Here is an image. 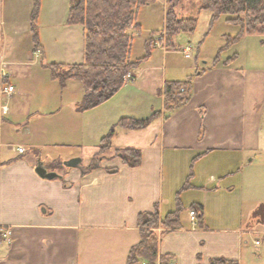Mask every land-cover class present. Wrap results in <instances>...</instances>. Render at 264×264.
Segmentation results:
<instances>
[{"label": "crops", "instance_id": "obj_1", "mask_svg": "<svg viewBox=\"0 0 264 264\" xmlns=\"http://www.w3.org/2000/svg\"><path fill=\"white\" fill-rule=\"evenodd\" d=\"M5 6L0 0V25ZM234 26L222 33L218 49L226 35L239 32ZM173 51L152 44L146 60L133 68L134 80L110 98L114 132L121 117L159 113L143 128L121 126L138 134L127 132L124 142L114 134L106 153L99 152V120L91 121L90 108H75L80 116L71 115L73 125L62 122L52 129L33 119L38 113L33 112L22 131L0 108V264H126L130 248L141 238L138 214L154 206L159 215L175 210L177 197L183 207L180 226L163 233L157 229V264H208L218 257L247 261V240L264 234L252 216L264 203V34L244 35L221 52L217 63L216 53L203 66L196 59L184 76L173 72L176 62L168 71ZM11 64L7 70L13 76ZM186 79L192 81L189 101L167 111L165 82ZM68 133L86 137L76 152L43 151ZM52 134L58 137L50 140ZM13 135L20 137L16 144L10 142ZM118 147L139 148L141 163L125 164L114 152ZM76 156L82 158L78 166L61 170V161ZM98 156L101 162L94 161ZM39 161L59 175L41 176ZM194 203L203 205L202 219L197 213L195 223Z\"/></svg>", "mask_w": 264, "mask_h": 264}, {"label": "rangeland", "instance_id": "obj_2", "mask_svg": "<svg viewBox=\"0 0 264 264\" xmlns=\"http://www.w3.org/2000/svg\"><path fill=\"white\" fill-rule=\"evenodd\" d=\"M5 1L3 17L5 22L0 25V68L7 69L8 62L13 63L11 67L14 68V75L11 76V82L15 86V94L12 95L13 97L0 95V108L3 105H8L9 118L18 123L15 125L20 131H22L28 116L33 112H38L34 114L33 119L44 121L50 129L53 128V125H62V122L66 125H73L77 115L74 113V109L80 110L78 104L86 91L84 84L77 79H68L65 84H62L58 78L52 76L49 66L51 62L69 64L84 60V28L80 23L69 22L71 0H38L35 24L41 43L40 49L34 48L30 32L31 16L36 0ZM195 2L197 3L198 0H181L178 3L180 4L179 14H188ZM165 12L166 0H155L139 7L137 21L140 23V29L133 27L130 29L134 35L132 59L143 56L147 51V40L152 36H158L159 32L165 28ZM226 18L227 15H222L215 22L217 23L216 26L214 25L215 28H212L208 33L210 11L203 9L199 14L195 30L190 33L180 32L175 39L180 45L179 47L190 44L191 57L186 58L179 51L180 48L174 49L175 51L169 53L168 56V71L172 69L173 62H176L178 67L173 72L180 76L184 74L186 67L193 64L196 59L199 66L207 64L204 60H208V63L211 62L214 54H217L222 33L235 27L234 24L226 23ZM156 49L160 50L159 47ZM135 68L137 70V67ZM132 70L133 68L130 71L131 74H133ZM90 109L92 110L87 115L90 116L91 121L96 123L99 120L100 142L103 136L110 133V98ZM73 113L75 117L71 118ZM83 122L87 123L85 120ZM116 129L117 131L113 133H117L119 142H124L128 137L138 134L135 130H123L119 125ZM127 132L131 133L130 136L126 134ZM70 134L59 136L61 140L59 143L56 145L49 143L51 146L43 147V151L55 150L57 155L67 154L73 150L76 152L77 143H81L82 139L85 142L86 137L85 135L82 137V134L79 133L78 135ZM49 136L51 140L57 138L58 134ZM19 138H14L13 135L10 142L16 144ZM71 142L73 143L71 144ZM107 151L110 149H106L100 154ZM89 152L85 150L83 156H88ZM114 152L116 153L115 149ZM100 158L98 156L94 161L101 162L102 158ZM56 162L58 161L56 160ZM61 168H63L61 170H65L67 167ZM260 225L264 226V224ZM256 238H259L262 244L256 243ZM247 242H249L248 249L251 254L244 264H264V234L251 235Z\"/></svg>", "mask_w": 264, "mask_h": 264}, {"label": "trees", "instance_id": "obj_3", "mask_svg": "<svg viewBox=\"0 0 264 264\" xmlns=\"http://www.w3.org/2000/svg\"><path fill=\"white\" fill-rule=\"evenodd\" d=\"M155 0H71L69 22L80 23L84 28V60L76 63L51 62L52 76L62 84L68 79L80 80L86 89L80 110H86L101 104L113 97L126 82L132 68L139 66L151 51L152 37L147 40L146 53L136 59L131 58L134 35L130 32L133 27L140 29L137 21L138 9L141 5ZM181 0H166L165 30L166 46L170 49L180 48L176 36L180 32H193L197 26L199 14L203 9L209 10L210 22L208 33L215 22L227 15L226 20L239 26L235 35H226V42L221 46L214 59L217 63L223 50L238 42L246 34H264V0H198L193 3L191 11L186 15L179 14ZM39 2L36 0L31 16L30 32L35 49L41 48L36 29ZM207 33V34H208ZM231 59V58H230ZM192 94V81L167 80L163 88L164 108L167 111L186 104ZM159 111H154L149 117L136 119L129 116L121 117L118 124L123 127L136 129L147 126ZM114 130L103 136L99 142V152L112 147ZM116 155L132 167L142 161L141 150L137 147L114 148ZM101 161V160H100ZM61 167H66L60 162ZM187 186V180L184 187ZM178 206L175 210L159 215L158 207L153 211H142L138 214L140 240L133 245L128 253L126 264H137L144 259L146 264H157L158 259V228L160 233L180 226V211L182 204L177 197ZM191 209L202 219L203 205L194 203ZM260 224H264V203H260L252 213ZM198 264H203L200 261ZM208 264H240L236 259L225 257L213 258Z\"/></svg>", "mask_w": 264, "mask_h": 264}, {"label": "built area", "instance_id": "obj_4", "mask_svg": "<svg viewBox=\"0 0 264 264\" xmlns=\"http://www.w3.org/2000/svg\"><path fill=\"white\" fill-rule=\"evenodd\" d=\"M153 46H158V45H162L163 47H166V30L165 28L159 32L158 36L153 37ZM190 47L189 46H185L182 48V51L185 53V55L187 57L191 56V52L189 51ZM10 77V73L4 68L1 67L0 68V94L4 95V96H12L15 93V86L14 84L10 81L9 79ZM127 81H132L134 80V76L133 74H131V72L128 73ZM8 105H3L1 107V113H6L8 112ZM18 149L20 151H23L24 148L23 146H19ZM197 220V213L192 214V222L195 223ZM256 243H260L259 239H256L255 241ZM177 264V263H174Z\"/></svg>", "mask_w": 264, "mask_h": 264}, {"label": "water", "instance_id": "obj_5", "mask_svg": "<svg viewBox=\"0 0 264 264\" xmlns=\"http://www.w3.org/2000/svg\"><path fill=\"white\" fill-rule=\"evenodd\" d=\"M82 160V158L80 156H76V157H71L69 159H66L63 161V165L67 166V167H75L78 166L80 164V161ZM36 171L43 177H47V178H53L58 176V172L57 171H49L47 169V167L45 166L43 161H39L36 165Z\"/></svg>", "mask_w": 264, "mask_h": 264}]
</instances>
